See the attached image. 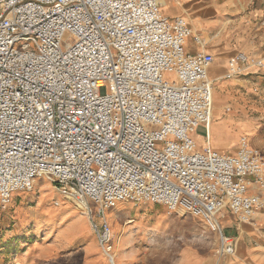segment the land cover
Returning <instances> with one entry per match:
<instances>
[{
    "label": "built area",
    "instance_id": "obj_1",
    "mask_svg": "<svg viewBox=\"0 0 264 264\" xmlns=\"http://www.w3.org/2000/svg\"><path fill=\"white\" fill-rule=\"evenodd\" d=\"M193 33L158 0H0L2 208L47 178L109 259L104 215L124 201L200 218L233 254L221 220L264 211V154L246 137L235 153L198 147L194 133L204 126L208 138L213 120L215 58ZM250 67L264 57L237 52L227 76Z\"/></svg>",
    "mask_w": 264,
    "mask_h": 264
},
{
    "label": "rangeland",
    "instance_id": "obj_2",
    "mask_svg": "<svg viewBox=\"0 0 264 264\" xmlns=\"http://www.w3.org/2000/svg\"><path fill=\"white\" fill-rule=\"evenodd\" d=\"M242 78H245L243 74L234 77ZM240 87L239 98L233 100L239 105L235 107L229 101L224 108L225 111L230 108V112L223 110L215 118L231 119L235 114L237 122L253 125L252 133L242 137L264 154V92L251 85ZM196 132L200 136L206 135L204 126L198 127ZM221 139L228 152L234 149L236 152L239 148L240 140L237 142L234 134H225ZM46 184L53 187L51 193L45 192L48 189ZM57 200L59 205L54 204ZM121 206L129 213V218L135 219L137 214L143 217V226L138 230L143 238L137 241V246L140 258L146 262L158 259L162 264H170L167 256L177 260L187 246L212 263L221 254L219 234L210 231L200 218L190 214H170L159 205H134L127 201ZM115 208L108 209L105 217ZM81 218L90 222L73 201L60 196L50 180H37L31 191L15 194L7 208L0 205V264H92L90 257L94 254L102 256L107 264H116L114 243L113 263L101 248L93 229L89 232L80 229ZM152 227L155 231H150Z\"/></svg>",
    "mask_w": 264,
    "mask_h": 264
},
{
    "label": "crops",
    "instance_id": "obj_3",
    "mask_svg": "<svg viewBox=\"0 0 264 264\" xmlns=\"http://www.w3.org/2000/svg\"><path fill=\"white\" fill-rule=\"evenodd\" d=\"M158 1L164 15L184 17L191 25L193 34L201 36L204 50L212 54L214 58L215 55L217 56L209 71L214 82L213 120L210 132L208 138L207 133L200 136L195 132L194 139L199 148L210 144L220 152L234 153L235 149L227 151V145L222 141V136L228 133L234 134L236 141L239 142L244 134L249 136L252 133L253 125L237 122L235 114L231 119H216L215 115H219L223 110L225 113L230 112L225 111L224 108L229 101L235 107L239 105L236 100H233L239 98L240 86L249 87L251 85L264 92V68L250 67L244 72L245 78L242 79L227 76L228 59L237 52L243 51L252 57L264 56V0ZM188 46L191 50L199 49L193 43L192 37L189 39ZM46 187L48 188L46 193H51L54 190L48 184ZM126 202L117 203L116 208L110 212L108 217L107 214L106 217L104 215L113 233L112 244L114 243L116 250L115 263L162 264L158 259L146 262L145 259L140 258L141 253H139L137 241L143 238L138 231L143 226V217L137 214L135 219L129 218V213L123 211L124 207L121 206ZM150 204L157 205L153 203L140 205ZM47 209L51 210L49 207ZM97 219V222H100V218ZM90 223L81 218L80 229L89 232L92 228ZM221 226L224 234L234 241L233 254H220L216 262L212 263L201 253L196 254L187 246L182 249L177 260L167 256V261L170 264H264V211L256 213L254 218L246 223L237 222L235 217L226 213L221 220ZM151 229L153 227L150 228V231H152ZM153 231L155 230L153 229ZM97 255L94 254L90 257V263L107 264L102 256Z\"/></svg>",
    "mask_w": 264,
    "mask_h": 264
},
{
    "label": "bare ground",
    "instance_id": "obj_4",
    "mask_svg": "<svg viewBox=\"0 0 264 264\" xmlns=\"http://www.w3.org/2000/svg\"><path fill=\"white\" fill-rule=\"evenodd\" d=\"M111 257H112V254H111ZM111 261H113V257H112V259H110Z\"/></svg>",
    "mask_w": 264,
    "mask_h": 264
}]
</instances>
